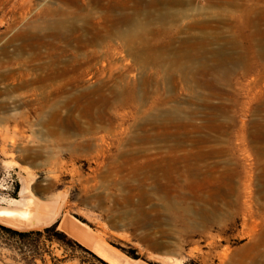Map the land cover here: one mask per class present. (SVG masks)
Here are the masks:
<instances>
[{
    "label": "rangeland",
    "instance_id": "1",
    "mask_svg": "<svg viewBox=\"0 0 264 264\" xmlns=\"http://www.w3.org/2000/svg\"><path fill=\"white\" fill-rule=\"evenodd\" d=\"M16 1L0 0V209H22L33 198L32 209L48 214L60 210V214L54 222L34 228L17 226L3 217L0 225L32 230L59 221L60 229L63 227L108 264H131L138 260L146 264H264V154L256 153L253 144L258 143L250 135L254 120L264 115V59L256 58L259 47H252L251 43L258 42V37L250 35L254 25H264L257 24L255 13L245 12V5H257L264 10V0H166L156 4L141 0V11H130L134 18L128 23L120 17L107 23L111 37L104 42L107 46L96 47L99 51L95 57L67 67L69 72L63 77L66 88L53 90L50 95L48 104L58 110L51 114L42 107L46 91L51 88L36 90L38 83L32 81L45 74L43 62L50 61V55L73 57L75 43L68 45L63 37L50 36L58 46L56 54H49L50 49L45 46L41 51L17 48L21 43L18 37L8 43L15 30L8 32L7 23L24 8L22 0ZM37 1L28 3L27 20L40 17L44 6H37ZM14 3L16 7L11 12ZM134 4L135 0L131 6ZM90 10L98 11L88 3L80 10V17L63 16V25L57 24L60 15L40 17L39 22L43 31L84 35L92 19L83 14ZM126 28L132 35L142 31L133 36V42H127L120 35ZM207 36V47L195 42ZM145 37L148 46L143 50L147 43L140 41ZM227 40L241 43L237 50L229 45L225 48L233 57L242 54L243 62L218 64V58L211 57L210 52L226 45ZM135 45L140 52L130 50ZM59 46L68 47L62 51ZM189 47L209 50L210 76L214 70L227 71L223 77L221 70L216 72L221 74L218 85L229 95L209 96L210 89L198 84L201 75L197 69L202 63L188 61ZM78 53L81 56L83 51ZM142 53L157 54L161 61H149L146 65L136 62L135 55ZM49 66L53 67L52 62ZM120 78L125 79V86L119 87L118 98L92 107L85 97H77L80 92L90 91L89 99L96 101L98 88L112 85ZM51 84L50 80L48 85ZM126 85L135 88L136 99H131L132 92ZM207 100L229 109L221 114L223 117L219 116L227 125L230 123L224 134L211 132L212 136L208 129L195 131L191 126H183L191 122L202 124L211 113L219 111L207 105ZM98 109L102 110V120L97 118ZM169 115H176L183 122L180 127L166 121ZM207 133L213 141H197ZM147 135L150 138L142 140ZM212 142L217 149L222 146L229 150L206 162L220 161L223 166L225 161L233 171L232 185L236 187L230 197L214 200L220 203L218 206L204 198H210L212 187V192L219 186L222 191L227 190L228 177L218 182L199 177L193 186L194 178L187 170L193 165L192 150L214 148ZM221 170L215 168L213 175H219ZM145 197L148 200L141 203ZM257 241L259 247L255 249L252 246ZM69 254L59 243H53L49 252L44 253L45 262L36 258L35 264H81L80 258L54 260ZM0 264L28 263L0 239ZM82 264L104 263L85 260Z\"/></svg>",
    "mask_w": 264,
    "mask_h": 264
},
{
    "label": "bare ground",
    "instance_id": "2",
    "mask_svg": "<svg viewBox=\"0 0 264 264\" xmlns=\"http://www.w3.org/2000/svg\"><path fill=\"white\" fill-rule=\"evenodd\" d=\"M17 1H19V0H17ZM22 1H23L22 4L24 5V8H22L23 11L19 12V14L18 13L14 14L12 22L11 23H7L8 24V26H7L8 32H11L12 30H15L14 36L8 41V43H12L18 37V38L21 39V43L17 46V48L30 47V48L38 49L39 51H41V47L45 46V47H49V49H50L49 54H54L56 52L55 50L58 49V46H56L55 42H53L54 40L52 41V39H49L50 36L54 37V39H59V38L63 37L65 39L64 41L66 42L65 44H68V45L75 43L73 49H74V51H76V53L74 54L73 57L71 56L72 58L70 57V59H64V56H62V55H58V54L57 55H50L49 56V60L50 61H47V62L46 61H44V62L41 61V62H43L44 65L46 64L48 66H49V63L52 62L53 67H50V66L48 67V66H44L43 65V67H45V69L43 70L45 72V74H41V72H40L39 74H41V75L40 76L38 75L39 76L38 78H36V79L34 78L35 80L32 79L33 81L31 80L32 83H38V85L36 84V86H34V89H36V90H44V89L47 90L48 87L51 88V90H47L46 91L47 94H46V97L44 98L45 102L42 104V107L44 109H46V110L48 109L47 113H50V114H51V112L58 113V110L55 109V108H52L51 105L48 104L49 103L48 101H49L50 95L53 93V90H54V92H56L58 89L64 90L66 88L65 87L66 84H63V83H67V82L64 81L63 77H65V75L69 72L68 71L69 68H67V67L69 65L70 66H76L77 63L80 64V63H83V62H85L87 60H90V58L91 57H95L96 54L98 53L97 51H99V50H95L96 47H98V46H100V47L107 46V44H104V42L107 41L111 37V35H110L111 33L108 31L109 29L107 27L108 26V24H107L108 22L113 21L116 18L120 17V18H122L124 20V22L128 23L131 20V18H134L133 17L134 13L139 14L138 12L141 11V8L139 7V4H141V0H135L136 1V5L134 4L135 6H133V7L131 6V2L132 1L134 2V0H51V1L50 0H39V1H37V3H36L37 6L39 5L40 8H42V6H44V8H42L40 10L39 16L43 17V16H46V15H51V16L55 17L57 15H60L61 17L58 18V21H57L58 25H63V23H64V21H63L64 17L63 16H66V17L74 16V17H77V18L80 17L81 16L80 10H84L88 3L93 4L95 6V9H98V11H95V12L90 10L87 15L83 14L84 18H91L92 19V21H90L91 23L88 24L89 26H88L87 32H85L84 35L82 33H78V34H80L79 36L78 35L77 36H72L73 34L71 36H66V35L59 34L60 31L59 32H57V31H51V32L43 31V25H41V23L39 22L40 17L38 19H36V20H27V15L30 12V5L28 3L31 0H22ZM48 1L50 3H48ZM150 2L153 3V4L160 3V2H165L166 3V0H150ZM147 6H149V5H147ZM15 7H16V3L12 4V9L10 11L12 12L13 9H15ZM130 8L133 9V10H130ZM130 11H132L134 13L132 14V13H130ZM245 12L255 13L256 20H258L257 24H260V25L263 24L264 25V10H262L259 7H257V5H251V6L247 7V8H246V5H245ZM255 23L253 21V25ZM135 26L136 27L138 26V25H136V22H135ZM262 27L259 26V25H254V27H253L254 29H253V31H252V33L250 35V37H252V36H257L258 37L257 38L258 42H252L251 43L252 47H259L257 49V54H255V56H256V58L258 60L259 59H264V49H261V48L264 47V26H262ZM88 30H90V31H88ZM140 31H142V30H140ZM140 31L138 30V31L135 32L134 35H132L126 28L125 30H123V32L122 31L120 32V35L123 37L124 41L127 39V42L128 41L133 42L135 40L134 37L137 36V34ZM229 40L226 41L229 44L228 43L226 45L224 44V46H221V48H219L218 50H212L210 52V53H212V56H211L212 58H213V56H214V58L215 57L218 58V64H226V63L232 62V61H234L236 63L243 62L244 58H243L242 54H238L237 56L233 57L231 54H229V52H227L228 49L225 48V47H228V45H229V47H231V48H234V49L238 48L239 49L240 46H241V43H239V42L238 43L237 42H231ZM147 41H148V37H145L140 42H141V44H144V42L147 43ZM195 42H198L201 45V47H207L208 44H210V39L207 36V37H203V39H199L198 41L195 40ZM147 46H148V43H147V45H144L142 47V49L146 50ZM67 47L65 46V47H60V48H61L62 51H65ZM90 47H94V50H91ZM132 47H135V48H131L130 47L131 51H136V52H140L141 51V49L137 48L138 47L137 45L132 46ZM191 47H193V46H191ZM191 47H189L188 51L186 52V57H187L188 61L192 62L194 60H196V61L198 60V61H200V63H202L201 64V68L197 69L199 71L200 75L202 76V77L200 76V77L197 78L198 84L210 89L209 96H220V95H223V94H227V92L221 90L220 86L218 85L219 84L218 80L221 79V74H222V77H223V76H225L227 71L225 69H223V70L222 69L214 70V72H215L214 75L212 74L210 76L209 72L212 70V67H209L210 65L208 66L209 62H208L207 54H208L209 50H206V48L195 50L194 48H191ZM17 48H15V49H17ZM49 49H47V51ZM79 50L83 51L81 56H79V53H78ZM238 53H240V51ZM241 53H243V52H241ZM254 53H256V51ZM39 54H42V53H38V55ZM232 54H233V52H232ZM36 55H34V56H36ZM15 57H17V56H15ZM40 57H41V55H40ZM42 59H44V58H42ZM16 60H18V59H16ZM30 61H29V63H30ZM135 61L139 62V63H142L144 65H146L149 61L150 62L153 61L155 64H158L161 61V57L159 55H157V54L156 55L155 54L148 55V54L142 53V54L135 55ZM23 63H26V62H23ZM19 65H20V63H19ZM37 65H39V63ZM20 67H21V65H20ZM35 67L37 68V66H35ZM220 70H221V72H220L221 74L216 72V71H220ZM15 71H17V70H15ZM19 71L20 70H18V72ZM27 71H29V70H27ZM20 74L22 75V73H20ZM30 74L32 75L33 72L30 73ZM24 75L25 74H23V76ZM8 77L10 78V76H8ZM32 77H35V76L32 75ZM58 77H60V79ZM57 78L59 80H57ZM50 80L52 81V84L48 85V82ZM124 80L122 78H120L118 82L116 80V82L114 84H112V85H106V87H103L101 89L98 88L97 89L98 93H97L96 101H91L89 99L88 95L90 94V91L80 92V93H78L77 97L78 98H81L82 96L85 97L84 100L87 102L88 106H92V107L95 106V105L99 106V105H101V102H103L104 100L108 101L111 98H118V97L121 96L120 95L121 91L119 90V87H122L124 89V86H125ZM20 82H21V80H20ZM25 85H24V87H25ZM126 87L129 88L128 90L132 92L131 99L132 98L136 99V96L134 95V93H135L134 89L135 88L133 86L130 87L128 85H126ZM30 88H32V85H31ZM44 92L45 91H42L41 93L43 94ZM227 95H229V94H227ZM206 104L209 105L210 107H214L215 110H219V111L217 113L216 112L215 113L214 112L211 113L210 116L207 117L206 122H202V124L191 122V123H188V124H184L183 126H186V128H187V126H191L195 131H201L202 129H208L209 134H211V132H216L218 134H224L226 129H227V127L228 126L230 127V123H229V125H227L228 122L227 121H222V119L220 120L219 116L221 114H223V113H226L229 109L226 107V105H221L222 103H220V105H213V104L210 103V101L207 100ZM49 109H50V112H49ZM262 110H263L262 112H264V108ZM101 112H102V110H99V109L96 112V113H98L97 114V118H99L100 120H102L104 118V116H102ZM263 116L260 115L258 120H256V119H255L256 121L254 120V122L252 123L253 128H251L252 131L250 132L251 133L250 135L252 137L251 139L254 142L258 143L256 145H254L255 143L253 144V148L255 147L254 149L256 150V153H258V154H264V117ZM169 117L170 118L168 120H166V121L169 122V120H170V121L175 122L176 123V127H180V124L183 123L176 117V115H169ZM225 117H227L226 114H225ZM156 118L157 117H155V120H156ZM166 118H167V116H166ZM52 121H54V120H52ZM166 123L167 122H165L164 125H166ZM209 134L207 133L205 135H200L197 141L210 143V141L211 140L213 141L214 139H212L213 138L212 137L213 133L211 134L212 136L209 135ZM155 137H157V136H155ZM177 137H179V135ZM149 138H150V135H147V136H144V137L142 136V140H145V139L148 140ZM217 140H218V138H217ZM211 145L214 146V148H212L211 146H206V147H203V148H201V147L198 148L197 147V149L195 151L192 150V153L190 151L191 158L193 159V161H192L193 165L191 167H188V165L191 162L187 161L189 163L187 165V167H188L187 170H188V173L194 178V181L193 182L191 181L192 185L194 186L195 184H197V180H198L199 177L207 179L209 181L210 180H217V182H218V181L223 180L225 178V176H226V177H228V182L230 181V183L228 185V189L226 190V188H225V191H222V188L220 186L217 187V188H215L216 187L215 186L214 187L215 189L212 192L211 191L212 188H213L212 187L211 190H210V192H211L210 198H208V200L206 199L207 197L204 198L205 202H207V201L208 202L209 201L214 202L215 199H217L219 197H222V196L223 197H225V196L226 197L227 196L230 197V195L236 189L235 185H234L235 188L232 185V180L234 179L233 171L230 169V167L228 166V164L224 160L223 161H224L225 165H223V166H222V162H220V161L216 162V163H212V164L209 163V162L208 163L206 162L207 159H209V158H211V157H213L215 155H218V156L220 155V157H221L229 149L227 151H225L226 149L224 150L222 146H220V148L217 149V147L215 148V145L213 144V142H212ZM183 160H185V159H183ZM185 161H184V163H185ZM201 161H203V164L199 165L198 162L200 163ZM177 164H181V163L178 162ZM166 165H168V164H166ZM173 165H175V164H173ZM175 167H177V169L180 168V166H177V165H175ZM143 168H145V167H143ZM169 168H170V166H169ZM169 168H167V169H169ZM215 168H222V170L220 171L221 173L219 175H217V176L213 175V171H214ZM181 169H179V170L181 171ZM146 173H148V172H146ZM202 174H204L203 177H202ZM183 175H184V173H183ZM235 179H236V177H235ZM208 182H207V184H208ZM221 183H223V182H221ZM207 184H206V186H207ZM261 185L264 186V183L261 184ZM263 186H262V188H263ZM28 192H30V190ZM202 196H204V195H202ZM262 196H264V194ZM222 198H219V200L220 199L222 200ZM36 199H37V197H36ZM147 200H148V198L145 197V198L142 199L141 203H144ZM33 202H34V199L31 198L28 201L27 205L24 208H22V209H8V208L7 209H0V218L3 217V218H6L7 220L15 222L17 226L20 225L21 227H25V226H29V227L32 226L33 227V226H38L39 224H43V225L44 224H48L51 221H53L60 214L59 213L60 210L53 211V214H48V213L41 212L38 208L37 209H32L31 208V204ZM38 202H39V200H38ZM14 204H16V203H14ZM19 204H20V202H19ZM215 204H217V206L220 205V203H215ZM227 204L231 205V202L229 200H227ZM217 209H219V208H217ZM144 218H142V219H144ZM61 229L64 230L63 227H61ZM79 232H80V230H79ZM252 247L257 249L259 247V242L257 244L255 243ZM252 254L254 255V253H252ZM258 256H260V254H258ZM256 259L257 258H255V261H256Z\"/></svg>",
    "mask_w": 264,
    "mask_h": 264
},
{
    "label": "trees",
    "instance_id": "3",
    "mask_svg": "<svg viewBox=\"0 0 264 264\" xmlns=\"http://www.w3.org/2000/svg\"><path fill=\"white\" fill-rule=\"evenodd\" d=\"M0 239L11 248L17 250L28 264H35L36 258H40L44 263V253L49 252V245L53 243H59L65 248L66 252L70 251L68 256L61 259L54 258L56 261L65 262L68 258H80L81 264L85 260H99L104 264H108L92 250L60 229L59 221L43 229L32 230H18L0 225ZM78 252L83 253V256H79Z\"/></svg>",
    "mask_w": 264,
    "mask_h": 264
},
{
    "label": "crops",
    "instance_id": "4",
    "mask_svg": "<svg viewBox=\"0 0 264 264\" xmlns=\"http://www.w3.org/2000/svg\"><path fill=\"white\" fill-rule=\"evenodd\" d=\"M131 264H146V263L144 261L138 260V261H135L134 263H131Z\"/></svg>",
    "mask_w": 264,
    "mask_h": 264
}]
</instances>
